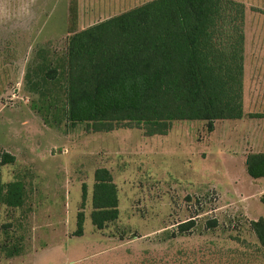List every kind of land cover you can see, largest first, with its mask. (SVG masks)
Returning <instances> with one entry per match:
<instances>
[{"label":"rangeland","instance_id":"374dc122","mask_svg":"<svg viewBox=\"0 0 264 264\" xmlns=\"http://www.w3.org/2000/svg\"><path fill=\"white\" fill-rule=\"evenodd\" d=\"M149 1L0 0V154L14 157L0 167V184L19 181L25 191L20 208L0 206V264H264L249 228L264 216V178L251 179L240 162L254 135L230 121H215L212 132L206 122L179 121L164 136L123 127L97 133L54 124L42 100L62 101L61 82L45 98L34 91L39 69L61 68L72 31ZM234 1L245 7L244 30L262 31V41L264 0ZM253 40L251 66L263 58ZM102 168L116 186L118 218L96 230L91 195ZM188 221L193 228L179 234Z\"/></svg>","mask_w":264,"mask_h":264},{"label":"trees","instance_id":"16d2710c","mask_svg":"<svg viewBox=\"0 0 264 264\" xmlns=\"http://www.w3.org/2000/svg\"><path fill=\"white\" fill-rule=\"evenodd\" d=\"M69 10L75 24L76 5ZM244 24L245 7L234 0H152L72 31L61 68L39 69L34 91L40 88L45 98L50 84L62 83V101L42 100L54 124L164 136L172 122L202 121L212 132L215 121L243 117ZM13 162L10 154H0V167ZM245 171L263 179L264 153L247 155ZM24 194L19 181L0 184V206L20 208ZM259 201L264 206V195ZM91 207L96 230L118 218L117 190L106 169L94 172ZM82 224L78 214L76 236ZM216 225L213 220L206 227ZM192 228L188 221L177 230L182 235ZM249 228L264 253V216Z\"/></svg>","mask_w":264,"mask_h":264},{"label":"crops","instance_id":"0c3cea01","mask_svg":"<svg viewBox=\"0 0 264 264\" xmlns=\"http://www.w3.org/2000/svg\"><path fill=\"white\" fill-rule=\"evenodd\" d=\"M246 18V15H245ZM246 23V21H245ZM260 33L253 36L252 33L244 30V63H243V117L240 120L230 121L233 127H240V129L247 133L248 139L253 140L251 137L254 135L255 147L249 151L245 156H242L240 162L241 166L244 164L246 156L249 154L264 153V36L260 41ZM247 36L249 40L247 41ZM255 51L258 55L262 54V60L257 59L253 66L247 62L246 54L250 50L254 40ZM248 44V48H246ZM253 69L256 71L253 72ZM249 120H256L254 124L255 130L250 132V128H253L252 123H248ZM248 127V130L246 129ZM254 182V181H253ZM257 183V182H254ZM262 196V195H261ZM260 196V197H261ZM260 202V201H259ZM256 221V220H253Z\"/></svg>","mask_w":264,"mask_h":264}]
</instances>
